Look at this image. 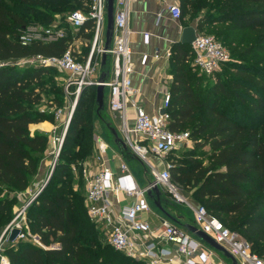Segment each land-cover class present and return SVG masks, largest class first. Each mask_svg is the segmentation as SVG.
<instances>
[{"label":"trees","instance_id":"trees-1","mask_svg":"<svg viewBox=\"0 0 264 264\" xmlns=\"http://www.w3.org/2000/svg\"><path fill=\"white\" fill-rule=\"evenodd\" d=\"M13 1L22 7L50 4V0ZM184 1L198 12L209 5L204 14L194 17L199 33L218 24L214 36L228 40L238 56H251L254 61L231 62L234 72L214 79L194 72L192 45H174L167 126L173 132L188 131L194 148L186 150V160L171 163L172 180L192 190L202 205L240 232L264 258V56L255 58L264 53V0ZM85 3L81 0L80 8ZM181 19H185L183 10ZM25 21L9 0H0V231L12 219L5 217L13 200L4 190L24 191L38 173L48 136L41 130L32 133L30 125L51 119V113L39 106L44 92L52 95L48 86L58 88L53 66L17 61L73 51L71 37L23 44L19 28ZM79 30L91 40L94 21L89 18ZM95 94V86L80 92L55 169L27 210L28 229L39 236L42 246L25 239L8 240L4 253L11 264H147L121 254L109 242L104 244L103 232L98 234L87 213L85 195L74 187L83 180L82 163L96 151L95 122L85 117V105L95 103ZM62 97L56 94L50 100L60 103ZM206 146L207 158H198Z\"/></svg>","mask_w":264,"mask_h":264},{"label":"built area","instance_id":"built-area-1","mask_svg":"<svg viewBox=\"0 0 264 264\" xmlns=\"http://www.w3.org/2000/svg\"><path fill=\"white\" fill-rule=\"evenodd\" d=\"M129 5L130 0L114 1V34L111 48L108 51L112 63L107 70L104 81L106 88H109L110 91L109 106L113 112L124 114L123 140L131 152L142 162L150 165L154 180L169 190L174 201L184 203L187 201L185 195L172 181L171 163L167 161L165 168L158 170L150 163L149 156L151 154L161 157L166 156L178 147L188 146L192 139L188 131L173 132L167 126L169 119L168 107L171 102L170 91H167L163 97L161 110L165 109L164 113H161V110L155 114L149 113L142 105L138 104L134 97L137 89L134 87L132 79L134 62L133 51L129 42L131 33L129 28ZM169 12L174 18L179 19L182 9L180 5L172 4L169 6ZM89 18L94 21V37L93 47L85 61L80 60L71 48L67 49L61 56L36 54L17 61L19 64L55 66L65 72L69 77L66 90L70 86L75 87V101L72 112L83 87L99 84V77L94 75L98 62L94 63L93 54L98 51L102 56L103 53V40L107 25L105 0H88L84 8L72 10L67 17V21L70 27L79 30ZM42 34L44 35L42 37L21 34L20 40L23 44H28L32 40L50 41L68 37L65 29L61 27H48ZM148 36L146 33V41ZM192 49L194 64L207 75H213L231 57L230 51L218 38L199 32H197V37L192 43ZM171 53L172 51L168 49L167 55L170 56ZM130 102L135 109L132 126L128 124L126 115ZM72 112L68 117L66 128ZM57 116H59L58 112ZM66 128L61 137H54L53 143H58L59 147L62 145ZM133 134L137 137H133ZM95 142L97 148L95 158L101 162L103 154L109 146L102 136L97 134L95 135ZM120 169L124 176L129 175L127 174L128 165L126 162L121 163ZM84 171L87 173L86 169ZM86 182L85 204L90 217L104 225L108 234V242L115 249L123 251L128 256L146 260L149 264H159L163 255H167L170 261H180L181 257H185L187 264H232L223 259L215 261L216 250L213 247L169 218L162 220V237L176 246V257L168 256L172 252L159 248L155 241L138 242L133 237V231L152 232V226L145 217V214L151 211V203L147 198V189L151 187V184L143 187L131 180L130 183H122L120 186L115 187L123 190L129 196L135 197L134 201L126 206L124 221L121 222L115 220L112 204L107 196L108 191L113 188V171L111 168L104 163L101 164L95 172L89 173ZM20 214L10 223L7 229L12 226L19 227L21 232L18 234L17 239H25L28 236L35 237L28 229L25 217L17 220ZM193 224L226 247L236 257L239 264H264V258L253 251L249 241L240 232L226 226L205 205L200 204L195 208ZM1 239L2 237L0 238V264H11L9 257L1 248ZM38 241L41 243L40 240ZM197 258H200V260H197Z\"/></svg>","mask_w":264,"mask_h":264},{"label":"crops","instance_id":"crops-1","mask_svg":"<svg viewBox=\"0 0 264 264\" xmlns=\"http://www.w3.org/2000/svg\"><path fill=\"white\" fill-rule=\"evenodd\" d=\"M172 4H178L180 7H184V0H130V20L129 28L130 33V45L133 51L134 72L132 74L133 85L137 89L135 99L138 104L142 105L149 113L155 114L161 110L163 97L172 81V73L170 67V56L167 55V50L172 51L174 45L180 42L182 28L187 25H194L197 27V19L192 21H184L174 18L169 12V6ZM188 5V4H187ZM197 32L198 29H197ZM148 34V40L146 41L145 34ZM105 41V36L103 44ZM74 45V42H73ZM101 58L96 66L94 75L99 77L103 71L109 69L112 58L110 55L107 57L105 66L101 64ZM107 90V97L104 96L105 106L98 113V117L95 120V129L97 135L108 143V149L103 154L102 161H98L95 158L96 151L93 155L92 165L93 169L89 170V173L95 172L101 164H105L113 171V188L108 191V199L112 204V210L116 221H124V210L126 206L131 204L135 197L127 195L123 190L116 189L117 185L122 183H130L131 180L141 186H147L150 182L154 181V175L152 168L149 164L142 162L136 155H134L128 148L126 151L120 150L119 146L115 144L111 127L115 128L121 138L124 136V114L121 112H113L109 106V88ZM108 108L110 112V118L103 117L104 110ZM135 109L128 104L126 115L127 122L130 126L134 123ZM48 121L39 123H32L30 129L42 130L48 127ZM107 130L110 132L108 134ZM133 137L137 135L133 134ZM147 143V141H145ZM96 144V142H95ZM184 145L182 147L189 148ZM165 156H156L151 154L149 156L150 163L158 170H163L167 163ZM103 162V163H102ZM122 162H126L128 165V176H124L120 169ZM163 190L162 204L172 214L179 216L182 223L194 222L195 208L199 205V201L192 195V190L187 191L184 195L187 199L184 203H178L173 200L169 190L160 184ZM151 203V211L145 214V217L149 220L152 226L151 233H143L141 231H133V237L138 242L155 241L159 248L170 250L171 257H176L175 245L167 242L162 237L163 227L162 220L165 218L171 219V221L181 225L167 216L162 210H160L153 200L147 196ZM167 198V200L165 199ZM101 226L104 225L98 221ZM105 229V227H104ZM106 231V229H105ZM107 232V231H106ZM178 257V256H177ZM220 259L229 261L225 256L216 250L215 261ZM200 260V258H197ZM146 261V260H145ZM147 262V261H146ZM231 262V261H229ZM149 264V263H147ZM159 264H187L185 257H181L180 261H170L167 255H163L160 258Z\"/></svg>","mask_w":264,"mask_h":264},{"label":"rangeland","instance_id":"rangeland-1","mask_svg":"<svg viewBox=\"0 0 264 264\" xmlns=\"http://www.w3.org/2000/svg\"><path fill=\"white\" fill-rule=\"evenodd\" d=\"M81 1V0H80ZM80 1L78 0H50V4H47V1L44 3H37L35 5L29 6V7H22L21 4L14 2L13 0H9L10 2V7L14 12H20L22 13L23 16H25V24L19 28L20 34H29L30 36H44L42 32L48 28V27H61L64 28L66 31V34L68 37L73 38V51L75 52V55L82 61H85L87 58L89 52L91 51L93 47V38L90 40L86 38L85 33H79L80 30H75L72 27H70L67 17L69 13L74 10L75 8L77 9H82ZM87 2V0H84ZM208 4L206 7L208 8ZM79 7V8H78ZM201 9L199 12L200 14H204L207 8ZM182 10L185 14L186 21L190 22L199 12L197 11L198 9H195L194 6L190 5L188 6L187 4L182 7ZM219 25L218 24H213L210 25L202 30L200 32L201 34L205 35H212L214 36V33L218 29ZM87 32V31H86ZM220 39L222 40L221 42L227 47V49L230 51V60L227 62L223 63L219 69L213 74V78L215 79L217 76H220L221 78L226 77L230 73H233L234 70L233 68L229 65L231 62H238L242 64H247L252 59L251 56H238L236 51H232V46L230 45V42L228 40H223L221 37ZM219 40V39H218ZM220 41V40H219ZM264 56L263 52H259L256 55V59H259ZM94 57V63L99 62L100 60V54L98 51H95L93 54ZM54 67V82H56V86L58 88L48 86L47 90L50 91L49 95L47 92L43 93V100L40 104L41 109H46L51 113V119L48 120V127L45 129H42L41 131L45 132L48 136V146L46 150L44 151L43 154H41V160L39 164V170L37 175L34 177L33 182L31 183L30 187H28L26 190L21 191V192H6L4 190V194L8 196V198L12 199L13 201L10 202L8 209L5 213V217L11 216V221L3 227V230L0 231V238L1 239V248L4 250L8 246V234L11 229H9L8 226L10 223L16 219V217L20 214V216L17 218V220L22 219L23 217H26L27 210L30 206V204L33 202L35 199L36 195L41 191L42 187L45 185L47 182L49 175L51 173V170L53 168V165L57 162L61 150V146L59 147V144H54L53 140L54 137H61L62 134L65 131L66 128V123L68 120V117L70 113L72 112V106L75 101V87L70 86L68 90H66V84L69 81L68 75L58 69L57 67ZM194 72L200 73V69L194 68ZM53 82V83H54ZM60 87H63V91L61 92ZM61 92V93H60ZM59 94L62 97V101L60 103H53V101L50 100V96ZM108 93L107 90L105 91V97H107ZM94 94L92 93V95ZM86 108H88V112L86 111L85 117L86 118H92V120L95 122L96 118L98 117L97 115V104L96 101L95 103H87ZM57 112L59 116H57ZM103 117L110 118V112L108 108H106L103 112ZM31 132L33 133L35 130L30 129ZM108 134L110 132L107 130ZM94 133H97V130L94 128ZM192 146L189 148H184V147H178L174 149L172 152L167 154L164 158L170 162V163H176L178 160H186V150H191L194 148V141L192 140L191 142ZM209 147L206 146L203 150L202 153H199L198 158L206 159L208 156ZM93 156H91L88 160L84 161L82 163L83 167V180L80 183H76L74 185L76 190H80L83 192V194L86 196L87 192V182L86 178L89 175V170L92 168V160ZM79 168H72V172H77ZM87 170V173H85L84 170ZM175 185L178 186V188L185 194L187 191H191L187 187H184L183 185L175 182L172 180ZM82 186V187H81ZM203 204L201 201H199V205ZM87 213L90 216L88 209ZM1 215V211H0ZM95 225L96 230H99L98 234L100 235L101 232H103L102 235H100V239L104 242V244H108V234L105 231L104 227L101 226V224L98 223L97 220L91 219ZM32 233V232H31ZM35 237L28 236L25 238V240L30 241L34 244L41 245L39 243V236L37 234L32 233ZM38 239V240H37ZM42 246V245H41ZM52 246H58L57 244H52ZM110 249H113L110 247ZM215 249V248H214ZM216 250V249H215ZM218 251V250H217ZM223 255L222 252L218 251ZM121 254H124L123 251H120ZM224 256V255H223ZM229 260V259H228ZM230 261V260H229Z\"/></svg>","mask_w":264,"mask_h":264},{"label":"water","instance_id":"water-1","mask_svg":"<svg viewBox=\"0 0 264 264\" xmlns=\"http://www.w3.org/2000/svg\"><path fill=\"white\" fill-rule=\"evenodd\" d=\"M114 1L115 0H105L106 2V9H107V25H106V30H105V41H104V46H103V53H102V58H101V64L102 66H105L107 57H108V51L111 48V43L113 39V34H114V12H115V7H114ZM197 37V27L194 25H187L182 28L181 32V38L180 42L186 45H192V43L195 41ZM107 76V72L103 71L101 75L99 76V84L95 86L96 90V104H97V112L99 113L105 106V79ZM89 86H94V85H89ZM78 101V99H77ZM77 104V102H76ZM76 106V105H75ZM75 108V107H74ZM166 110L162 109L161 113H164ZM71 118V116H70ZM70 121V120H69ZM69 124V122H68ZM113 137H114V142L119 146L120 150L126 151L128 149V146L126 142L121 138L117 132V130L113 127H111ZM55 169V164L53 165V168L51 170V173L49 175V178L51 174L53 173V170ZM48 178V179H49ZM48 181V180H47ZM151 187L147 189V195L150 197L151 200H153V203L155 206H157L160 210H162L167 216L172 218L174 221L180 223L183 227H185L187 230L191 231L197 238L203 240L206 242L208 245L211 247L215 248L216 250L220 251L223 253V255L231 261L232 264H239L238 260L236 257L223 245L218 243L214 238H212L209 234L204 232L202 229L197 227L196 225L192 223H182L179 216H176L172 213H170L162 204V194L163 190L160 184L157 181H152L150 182ZM149 184V185H150ZM167 200V198H165ZM21 232V229L17 226H12L9 234H8V240L13 241L17 239L18 234ZM3 237V236H2Z\"/></svg>","mask_w":264,"mask_h":264}]
</instances>
